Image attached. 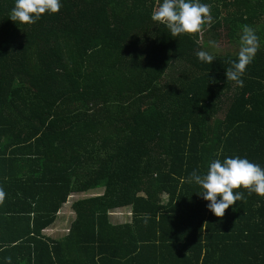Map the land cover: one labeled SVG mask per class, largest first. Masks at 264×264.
I'll use <instances>...</instances> for the list:
<instances>
[{"label":"trees","instance_id":"1","mask_svg":"<svg viewBox=\"0 0 264 264\" xmlns=\"http://www.w3.org/2000/svg\"><path fill=\"white\" fill-rule=\"evenodd\" d=\"M0 264H264V0H0Z\"/></svg>","mask_w":264,"mask_h":264},{"label":"crops","instance_id":"2","mask_svg":"<svg viewBox=\"0 0 264 264\" xmlns=\"http://www.w3.org/2000/svg\"><path fill=\"white\" fill-rule=\"evenodd\" d=\"M72 199H74V198H72ZM68 203H69V201H68ZM63 207L61 208V210L58 213L56 223L52 227H50L49 229H46L43 232V235L46 238H50L52 240L60 239L62 236H64L68 232L71 223L75 219V215L73 214L71 208H70L71 209L70 212H68L67 210L64 211L63 210ZM129 213H130L129 212V209H127V208L118 209L116 211H113V212L109 213V215H108V217H109L108 218V221L113 226H119V225L126 224L130 220ZM65 215L68 217L67 219H64L63 218V216L65 217Z\"/></svg>","mask_w":264,"mask_h":264},{"label":"rangeland","instance_id":"3","mask_svg":"<svg viewBox=\"0 0 264 264\" xmlns=\"http://www.w3.org/2000/svg\"><path fill=\"white\" fill-rule=\"evenodd\" d=\"M103 192L102 189H96V190H91V192L89 193H86V194H81V195H72L69 199V203H67L64 207H63V210L64 211H68L70 212V208H71V205L73 204V202H76L78 200H82V199H89V198H94L96 196H99L101 195ZM74 198V199H72ZM72 199V200H71ZM64 219H67L68 217L65 215V217L63 216ZM69 222V221H68ZM67 222V223H68ZM67 228V227H66Z\"/></svg>","mask_w":264,"mask_h":264}]
</instances>
